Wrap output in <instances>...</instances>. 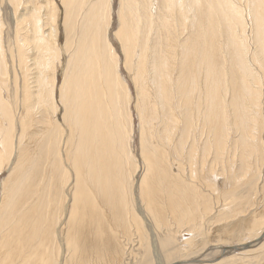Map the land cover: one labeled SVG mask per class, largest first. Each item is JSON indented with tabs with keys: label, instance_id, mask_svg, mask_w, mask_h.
I'll use <instances>...</instances> for the list:
<instances>
[{
	"label": "bare ground",
	"instance_id": "6f19581e",
	"mask_svg": "<svg viewBox=\"0 0 264 264\" xmlns=\"http://www.w3.org/2000/svg\"><path fill=\"white\" fill-rule=\"evenodd\" d=\"M236 1L120 0L113 36L121 53L111 35L114 0H7L0 179L10 169L0 187V264H125L131 252L119 233L142 230L128 167L133 100L147 168L137 195L160 222L174 216L161 223L168 242L183 241L177 229L186 227L191 238L181 244L195 248L206 221L236 217L219 227L218 249L239 247L244 233L241 247L264 236L263 216L240 219L251 197L239 191L255 193L264 181V0H248L250 22ZM187 148L193 161L172 160ZM263 242L228 255L260 260Z\"/></svg>",
	"mask_w": 264,
	"mask_h": 264
},
{
	"label": "rangeland",
	"instance_id": "374dc122",
	"mask_svg": "<svg viewBox=\"0 0 264 264\" xmlns=\"http://www.w3.org/2000/svg\"><path fill=\"white\" fill-rule=\"evenodd\" d=\"M57 1L59 2V0H56V6L59 4ZM119 2H120V0H114V2H113L114 15H113L112 21H113V26L114 27L111 30L112 38H114L113 34L118 30V27H119L118 12H117L119 7H120L119 6ZM0 5H1L0 6V9H1L0 17H1V19H3L2 21H3V24L5 25V27H4V31L5 32H4L3 38L5 37V39L8 41L11 38V36H12L11 33H10L11 27L13 25L12 24V18H11V15H10V10H12V9H10L9 2H7V0H3L2 3H0ZM235 5L233 4V6H235V7L239 6V8L241 10L246 12V16H245L246 20H247V22H250V19H249V1L248 0H243V1L240 2L239 0H237ZM57 25H58V22L57 23L55 22L54 26L57 27ZM247 31H249V34H248L249 35V40H251L250 26H247ZM58 36L61 38V34H58ZM114 42L116 44L115 45L116 48L118 47L117 49L119 51H121L120 50V43L117 42L115 40V38H114ZM121 53H122V51H121ZM121 66H122V69H123V70H121L122 74L124 75L126 80L128 79V83H129L131 91H132L131 95H133V98L134 97L136 98V95H135L134 89H133L134 85H133V83L131 84L132 80H130V74L127 71V69L125 68V66L123 65L122 62H121ZM261 72H263V70ZM59 83H60V85L62 84V79L60 77L58 78V84ZM134 102L135 101L133 100V102H132L133 104H131L133 106V107L131 106V108L133 110V112H132L133 113L132 125H133L134 138H133V142L129 143L128 148L130 147L129 148L130 149L129 152H130L131 155H133V158H132L133 164H135L136 165L135 168L136 169L138 168V169L136 170L133 167L135 165L128 166V167L132 168L133 171L135 170L134 173H133V176L131 178L133 180V182H134V183L132 182V185H133L132 189L134 190V191H132V193H133L132 197H134L133 199L136 202V204L134 203L135 215L137 216L138 220L140 221V224L142 226V230H140L138 232L137 230H135V228H131L132 229L131 231H126L124 229L123 232L119 233L120 241L123 244H125L126 249H127L126 251L128 253L131 252V253H129L130 254L129 258L128 259L125 258V261L127 262V263L125 262V264H128V263L129 264L130 263L131 264H142V263L143 264H151V263L152 264H179V263L182 264L185 261H189L187 264H210V262H212L211 264H218V262L215 263L216 261H219V262H221L223 264H264V256L263 255L260 258V260L259 259H255L256 257H252V254H250L248 256H245V258H242V259H241V257L239 258L237 256H229L228 254H230V253H228V251L230 252L231 248H228V246H230V245L233 246L234 245V244H231V243L230 244H227V243L225 244L227 246V248H226L227 251H225L226 249L224 251H221L220 249H218L217 246H219V244L216 241H219L221 239V237H219V236H224V233H220L221 230H218V229H221L219 227H225L227 224L232 223V221H235V220L238 221L239 220L238 217H236L234 219H230L229 223H227L226 221H215V220L214 221H210V222L206 221L205 225L201 227L202 229L203 228L205 229V234L203 236L199 237V239H198V241L196 243L197 246H195V248H193L194 246H191V243H185V245L181 244V243H184L185 240H186V242L189 241L190 238H191L190 235H189V229L186 228V227H184L183 229H177L176 228L177 232H179V234H181L180 232H182V233L185 232L184 233V237H183V241L180 240V236H179L178 240L173 241L171 243L168 242L167 239H169V238H166V232H167L166 225H162V224L168 222V224L170 225V223H174V221H175L174 220V216L166 211L167 213L163 214L164 215V218H163L164 223L160 222V220H158V218H156L152 213H150V212L148 213L146 210L143 209V208H145L144 207L145 203L140 198L141 197L140 195L142 193L141 190H140V189H142L141 183H142V179L146 176L147 168H146V161L144 160L143 156L141 155L139 116H138V113L136 112V110H134V105H135ZM263 132H264V130H263ZM18 133H19V130H18ZM15 145H16L14 147L15 151H14L13 156H12L13 158H16V154L18 153V150H19V147H18L19 144L15 143ZM189 149L187 148V150L185 152L186 154L184 153L186 155V156H184L185 158H183L181 156V157H178V158H172V160L174 159L176 163H178V162L181 163V161H183L184 159L187 160L186 157L188 155H189L188 157H190V156L193 157V152L190 151L191 153H189ZM263 149H264V147H263ZM214 157H215V155H212L211 157L208 158V163H207L206 167H208V168L210 167L209 169H211L212 165H214ZM190 158H188V160L186 161V164H187V162L193 161ZM211 160H212L213 163L211 162ZM169 164H170V162H169ZM9 169H10V167L6 171H4L2 173L3 177H1V179H0V187H2L1 186L2 180L7 178V176L9 175L8 174V170ZM170 169H171V167H170ZM172 171H173V169H172ZM208 171H210V170H208ZM262 171H264V163L262 165ZM135 172H137V173H135ZM43 173H44V170H43ZM134 174H136V175H134ZM173 174H175V173L173 172ZM44 176H45V173L43 174V177ZM134 176H136V177H134ZM140 178H141V180H140ZM191 178L193 180L192 184L195 183L194 185H196L197 182H198L197 185L199 184V181H198L199 180V176L197 177L198 180L195 179L193 176H191ZM134 179H135V181H134ZM222 180H224V178H222ZM222 180L219 179L218 183L221 182V184H222ZM258 181H259L258 182V186H260V187H258V188L256 187V189L254 190L255 193L253 191H251V190L248 192L246 187L244 189H240L239 190V191L243 190L241 193L242 194L244 193V196L251 197V200H250L249 203H252V204L248 203L246 205V207H244L245 214L241 215L240 219L241 218L250 219L252 217H256V218L259 219V217L263 216V217H261L260 221H264V215H263L264 213H262L263 211L259 212L260 210H264V209H262L264 207V205H263L264 200L262 199V202H261V198L263 197L262 196V194H263L262 189H263V186H264V181H263V179H259ZM72 182H74V180L73 181L71 180L70 183H72ZM138 184H140V185H138ZM138 188H139V190H138ZM203 189L204 188H201V190H203ZM257 192L259 193L258 195H257ZM137 194H140V195H137ZM1 196H2V190L0 189V197ZM258 196H259V198H258ZM256 198H257V200H256ZM138 199H140L141 201L138 200ZM254 200H256V203H254L255 202ZM259 203H260V205H259ZM253 204H254V206H253ZM256 204H257V206H256ZM250 205H252L251 206L252 208L250 207ZM261 205H263V206H261ZM137 206L138 207L140 206V207L138 208ZM141 207H142L143 210L140 212ZM215 207H216V205H215ZM217 208H218V206L216 207V210L215 209L213 210V212H212L213 214H211L212 217H214L217 214L216 212L219 210V209L217 210ZM256 210H259V211H256ZM145 212L148 214V216H151V217H148L146 214H144ZM142 213H143V215H142ZM211 216L209 215L208 217H211ZM171 221H173V222H171ZM218 224L220 226H218ZM240 225H242V224H240ZM215 227H217V228H215ZM217 232H219V233L217 234ZM244 234H246V235H244ZM244 234L243 235L245 236V238H244V236H241V238H240V239L244 238V240L243 241L241 240L239 243H237L238 245H236V246H239V248H241L240 245L245 244L248 241L247 238L250 237L249 234H247V233H244ZM141 236L144 237V241L142 240ZM217 236H218V238H217ZM253 236L256 237L257 235L253 234ZM254 237H253V239L251 238L252 239L251 242H253ZM133 239L135 240V242L136 241L137 242L135 243ZM260 239H257L256 241L254 240V243H247V244L250 245V247L248 246L246 250H248V249L251 250L252 248L255 249V250L260 249L261 246H259V245H260V242L262 241V239H264V236L262 238H260ZM257 247H259V248H257ZM145 248L147 249V254L146 255H145V251H146ZM137 259L140 260L141 263ZM132 261H133V263H132ZM192 261H196V262H192ZM221 263H219V264H221ZM107 264H115V263H114V261H110Z\"/></svg>",
	"mask_w": 264,
	"mask_h": 264
},
{
	"label": "water",
	"instance_id": "95a60500",
	"mask_svg": "<svg viewBox=\"0 0 264 264\" xmlns=\"http://www.w3.org/2000/svg\"><path fill=\"white\" fill-rule=\"evenodd\" d=\"M249 245L242 246L241 248H247ZM239 247H232L231 250H238Z\"/></svg>",
	"mask_w": 264,
	"mask_h": 264
}]
</instances>
